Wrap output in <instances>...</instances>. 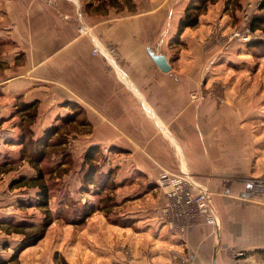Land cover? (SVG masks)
Listing matches in <instances>:
<instances>
[{
  "label": "rangeland",
  "instance_id": "obj_1",
  "mask_svg": "<svg viewBox=\"0 0 264 264\" xmlns=\"http://www.w3.org/2000/svg\"><path fill=\"white\" fill-rule=\"evenodd\" d=\"M188 1L181 11L176 9L179 14L172 15L171 25L177 22L178 26ZM133 2L0 0V264H60L61 259L67 262L70 256H74L72 264H135L127 242V237L135 234L147 235L152 244L166 247L162 242L171 235L162 232L153 221H160L162 195L153 182L156 173H131L127 147L97 143L89 122V107L86 108L78 91L66 90L57 83L50 93L46 82L48 78L52 82L53 77H48L52 74L42 65L45 60L35 65L47 54L44 35L35 32L41 25L46 26L47 20L39 13L30 14L35 4L50 8L53 18L71 23L77 36L87 37L92 53L91 39L80 34L78 27L85 24L100 42L91 25L96 16L111 8L134 12ZM262 2L211 0L200 12L197 25L185 28L179 36L174 33L164 50L172 59L194 53L201 57L205 74L200 87L202 96L192 94V100H203L212 91L214 96L228 98L232 105L242 107L247 114L258 115L264 127V47L250 45L252 41H264V32L250 29L252 20L264 16ZM67 5L71 11H66ZM24 27L29 28L30 34L23 32ZM203 68H208V72ZM212 75L216 78L208 81ZM29 103L34 106L21 107ZM51 128L54 134L42 146H36ZM93 146L98 150L88 159ZM91 168L96 170L95 184L87 186L84 175ZM38 173L48 189V208L32 203L38 187H11L14 180L32 178ZM241 212V220L237 227L233 226L236 235H232L230 226L228 246L217 264H232L230 249L246 250L243 264H264V226L259 224L264 221L263 216L249 209ZM48 216L50 224L42 232L11 227L16 223L46 222ZM217 218L220 221L218 213ZM85 233L97 234L101 245L91 242L79 251L84 240L81 235ZM23 239H28V245L20 248ZM174 246L164 248L171 249L165 255L171 260L164 264H189L184 252L173 253ZM148 264L157 263L150 260Z\"/></svg>",
  "mask_w": 264,
  "mask_h": 264
},
{
  "label": "crops",
  "instance_id": "obj_2",
  "mask_svg": "<svg viewBox=\"0 0 264 264\" xmlns=\"http://www.w3.org/2000/svg\"><path fill=\"white\" fill-rule=\"evenodd\" d=\"M133 3L134 12L111 8L96 16L91 24L102 43L116 52L115 68L100 55L90 53L89 40L77 36L71 23L53 18L50 8L35 4L30 14L39 13L47 20L46 26L35 31L44 35L47 45V54L35 65L45 60L42 65L52 74L48 77H53L52 82L49 78L46 82L50 93L57 83L66 90L78 91L89 107L96 142L127 147L131 173H156V187L161 172H186L208 186L219 223L215 227L202 223L189 228L183 236H174L161 220H153L162 232L171 235L170 239L162 242L166 246L163 247L152 244L147 235L127 237L134 263H168L171 249L164 248L174 244L173 253L184 252L189 264H217L230 237L228 228L237 227L241 211L260 213L264 220V195L258 201L248 197V180L264 173L263 123L258 115L247 114L242 107L232 105L228 98L214 96L212 91L203 100H192V94L202 92L205 74L201 57L194 53L172 59L164 50L167 40L177 32V22L171 25L169 20L179 14L176 9L181 11L186 0L182 4L180 0ZM65 9L71 11L68 5ZM23 32L30 34L27 27ZM154 55L165 56L168 72L160 71L152 59ZM203 69L208 72V68ZM209 78L211 81L216 77ZM162 200L163 194L160 203ZM259 224L264 226V221ZM231 232L236 235L234 227ZM96 236L81 235L84 240L79 251L85 248L84 244L97 245ZM72 258H66L67 262L71 263Z\"/></svg>",
  "mask_w": 264,
  "mask_h": 264
},
{
  "label": "built area",
  "instance_id": "obj_3",
  "mask_svg": "<svg viewBox=\"0 0 264 264\" xmlns=\"http://www.w3.org/2000/svg\"><path fill=\"white\" fill-rule=\"evenodd\" d=\"M80 34L92 41V54L100 55L112 68L117 67V55L113 48L99 42L82 24L78 27ZM195 94L192 95V97ZM199 96H202L201 93ZM156 186L163 194L158 209V216L167 230L179 236L185 235L191 227L202 223L216 226L219 223L217 213L210 201L208 189L186 172H161L156 179ZM250 184L249 199L260 200L264 195V173L261 177L248 180ZM247 252L245 249H230L232 264H243Z\"/></svg>",
  "mask_w": 264,
  "mask_h": 264
},
{
  "label": "trees",
  "instance_id": "obj_4",
  "mask_svg": "<svg viewBox=\"0 0 264 264\" xmlns=\"http://www.w3.org/2000/svg\"><path fill=\"white\" fill-rule=\"evenodd\" d=\"M210 1L211 0H189L188 1V3L186 4V6L183 10V16L178 21L176 36H179L185 28H191V27H194L195 25H197L198 16L200 15V12L205 10L206 4ZM260 9L264 10V0L260 6ZM250 29L252 31L260 30V31L264 32V16L261 15V16L257 17L256 19L252 20V22L250 23ZM250 45L253 47L262 48V47H264V41H261V40L252 41V42H250ZM0 64H3V63L0 61ZM32 106H34L33 103L21 105V107L23 109H27V108H30ZM53 131H54V128L46 130L45 137L42 138V140H40L38 143H36V146L40 147V145L42 146L44 144V142L46 143V141H48L47 139L52 134H54ZM97 150L98 149L96 147H94V146L91 147L89 155H88V159H92ZM95 171L96 170L91 168L90 172H87L84 175V181H85L84 185L88 186V185H94L95 184V181H94V177H95L94 172ZM38 174L32 178L20 177L19 179H16L12 182L11 187H14L18 184H32V185L38 187V191L36 192V198L34 199V201L32 203L35 204V206H38L40 208L41 207L48 208V200H49L48 189L42 183V175L40 173H38ZM48 224H50V217L49 216L47 217L46 222H41L39 224L16 223L14 225H11V227L14 228V230L26 229L27 227H29L31 229H37V230L42 232V231H44L45 227L48 226ZM23 240L22 241L24 243L22 242V245L20 246V248H25V246L28 245V243H26V241H25L28 239H23ZM60 264H68V263L61 259Z\"/></svg>",
  "mask_w": 264,
  "mask_h": 264
},
{
  "label": "water",
  "instance_id": "obj_5",
  "mask_svg": "<svg viewBox=\"0 0 264 264\" xmlns=\"http://www.w3.org/2000/svg\"><path fill=\"white\" fill-rule=\"evenodd\" d=\"M154 63L158 66L160 71L166 73L169 71V67L167 65V61L164 55H154L152 57Z\"/></svg>",
  "mask_w": 264,
  "mask_h": 264
}]
</instances>
